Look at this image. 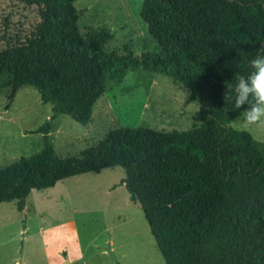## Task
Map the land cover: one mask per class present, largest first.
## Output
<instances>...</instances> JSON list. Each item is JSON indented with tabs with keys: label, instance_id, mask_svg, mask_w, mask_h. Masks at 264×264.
<instances>
[{
	"label": "trees",
	"instance_id": "trees-1",
	"mask_svg": "<svg viewBox=\"0 0 264 264\" xmlns=\"http://www.w3.org/2000/svg\"><path fill=\"white\" fill-rule=\"evenodd\" d=\"M40 21L20 43L0 50V75L13 100L32 85L53 114L36 131L44 147L0 167V203L23 211L33 189L121 166L166 264H264V142L231 125L241 109L225 102L235 73L246 75L264 44V0H144L140 15L161 49L108 50L106 27H79L76 0H21ZM143 68L171 76L201 104V124L186 130L120 126L78 155L50 143L52 121L90 123L109 81ZM229 95L235 93L229 91Z\"/></svg>",
	"mask_w": 264,
	"mask_h": 264
},
{
	"label": "rangeland",
	"instance_id": "rangeland-1",
	"mask_svg": "<svg viewBox=\"0 0 264 264\" xmlns=\"http://www.w3.org/2000/svg\"><path fill=\"white\" fill-rule=\"evenodd\" d=\"M143 1L76 0L80 30L86 35L91 28H108L113 34L108 50L123 53L129 45L138 55L159 51L140 15ZM39 21L36 5L0 0V50L25 40ZM8 79L0 75V167L44 147V133L36 130L54 106L28 84L10 100ZM200 112V102L171 76L139 68L107 83L89 124L58 115L49 141L62 157L78 155L114 128L186 130L201 124ZM231 125L264 142V126L244 128L239 117ZM125 175L123 167L113 166L33 189L23 211L16 201L0 203V264H166L141 204L121 183Z\"/></svg>",
	"mask_w": 264,
	"mask_h": 264
},
{
	"label": "clouds",
	"instance_id": "clouds-1",
	"mask_svg": "<svg viewBox=\"0 0 264 264\" xmlns=\"http://www.w3.org/2000/svg\"><path fill=\"white\" fill-rule=\"evenodd\" d=\"M235 84L225 93V102H232L234 109L243 110L239 119L244 128L264 126V44L249 62L246 75L235 73ZM229 91L235 93L229 95Z\"/></svg>",
	"mask_w": 264,
	"mask_h": 264
},
{
	"label": "crops",
	"instance_id": "crops-1",
	"mask_svg": "<svg viewBox=\"0 0 264 264\" xmlns=\"http://www.w3.org/2000/svg\"><path fill=\"white\" fill-rule=\"evenodd\" d=\"M122 185H125V184H122ZM114 187V186H113ZM126 187V186H125Z\"/></svg>",
	"mask_w": 264,
	"mask_h": 264
}]
</instances>
